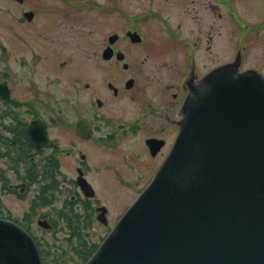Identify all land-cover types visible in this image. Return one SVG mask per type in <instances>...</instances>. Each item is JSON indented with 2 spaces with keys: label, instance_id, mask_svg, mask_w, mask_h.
<instances>
[{
  "label": "flooded vegetation",
  "instance_id": "flooded-vegetation-1",
  "mask_svg": "<svg viewBox=\"0 0 264 264\" xmlns=\"http://www.w3.org/2000/svg\"><path fill=\"white\" fill-rule=\"evenodd\" d=\"M235 1L212 0L211 8L228 6L227 15L238 21ZM257 1L247 0L252 5L247 9L255 11ZM8 2V11L17 8L19 13L13 17L23 28H37L34 24L39 21L42 30L37 28V35L33 34L43 41V13L33 9L28 0ZM84 2L67 5L88 7V0ZM261 10L264 14V0ZM242 26L250 32L264 31V16ZM243 30L244 36L247 31ZM6 37L7 45L0 42V216L30 234L42 264H63L65 258L71 264H81L90 256L104 236L97 231L114 227L169 154L181 127L183 105L191 93L202 89L209 71L233 62L240 71L256 70L264 78L262 66L244 65L241 43L230 58L200 67L195 56L203 43L199 34L185 38L188 53L179 68L170 66L166 79L153 78L155 72L149 66L140 67L144 61H131L130 47L116 44L140 43L142 34L135 29H126L123 34L115 31L95 52V61L88 58V82H81L88 90V105L76 116L72 106L65 105L70 97L56 98L50 85L46 89L40 85L39 89L49 93L47 98L36 91L34 76L48 65L37 63L34 71L33 56L38 53L19 54L12 36ZM51 43L55 44L54 40ZM46 56L53 70L54 65L59 69L64 64H56L53 55ZM124 182H129L135 199L119 209L111 223L110 212L115 207L109 199L104 202L105 191L100 185L121 189ZM111 194L108 198H114ZM19 205L25 209L20 210Z\"/></svg>",
  "mask_w": 264,
  "mask_h": 264
},
{
  "label": "water",
  "instance_id": "water-1",
  "mask_svg": "<svg viewBox=\"0 0 264 264\" xmlns=\"http://www.w3.org/2000/svg\"><path fill=\"white\" fill-rule=\"evenodd\" d=\"M0 264H40L0 220ZM85 264H264V80L230 65L184 104L152 180Z\"/></svg>",
  "mask_w": 264,
  "mask_h": 264
},
{
  "label": "rangeland",
  "instance_id": "rangeland-1",
  "mask_svg": "<svg viewBox=\"0 0 264 264\" xmlns=\"http://www.w3.org/2000/svg\"><path fill=\"white\" fill-rule=\"evenodd\" d=\"M74 1L86 2V0H28L33 9L37 8L44 15L45 31L41 33L44 40L41 41L34 35H37L35 31L37 28L42 30L37 25L39 21L34 24L37 28L33 26H29L30 29L23 28L17 22V17H13L19 13L17 8L12 7L13 11L10 12L8 0H0V42L7 45L5 39L7 40L6 36L9 38L10 35L18 46L19 51L16 52L19 54L25 53L30 56L37 52L39 56H33L34 71L37 63L48 66L40 72L41 74L34 76L39 82L35 81L36 91L42 92L47 98L49 93L39 89L43 85L45 89L50 85V90L54 89L57 93L56 98L62 100L64 96L70 97L71 101L64 104L71 105L76 116L83 114L88 105V90L81 86V82H88V58L90 56L95 61V52L104 45L109 34L115 31L123 34L126 29H135L142 34L143 41L140 43L116 44L130 47L128 52L131 51L129 57L131 61H144L140 67L149 66L155 72L153 78L161 76L162 79H166L170 66H174V70L179 68L188 53L184 46L185 38L197 34L203 38V43L195 55L200 67L206 68L230 58L232 50L238 48L241 43L244 46V65H260L264 68V31L258 33L253 29L250 32L243 30L246 28L242 26L243 23L253 24L264 16L261 10L263 0L256 2L259 3L258 10L252 7L256 12L247 9L252 6L247 0H236L234 8L238 14V21H233L227 15L228 6L222 5L220 10L216 8L213 11L212 0H89L91 3H88V7L84 5L82 8H75L67 5ZM241 30L247 33L243 36L244 32ZM53 40L55 44L51 43ZM54 45L58 52L54 50ZM46 55H50V58L53 55L56 64L59 65V62L64 64L59 66V69L54 65L53 70ZM94 67H97L96 64ZM94 67L91 69L96 71ZM40 70L39 68L38 73ZM28 95L33 94L28 91ZM66 170L70 172V165H67ZM120 184L123 185L120 186L123 191L117 187L112 188L109 184L100 185L105 191H102L105 193L102 194L104 202L107 203L106 199H109L110 202L113 201L112 205L115 207L110 212L111 223L116 221V216L113 219L114 214L119 209L126 208L136 195L135 192H130L129 182ZM112 192L114 198H108ZM18 208L25 209L21 205ZM107 232L109 231L104 229L97 231L104 236ZM64 261L63 264H71L67 258Z\"/></svg>",
  "mask_w": 264,
  "mask_h": 264
}]
</instances>
